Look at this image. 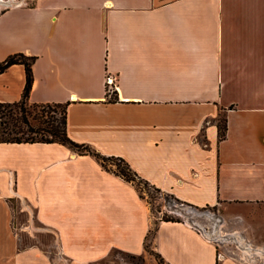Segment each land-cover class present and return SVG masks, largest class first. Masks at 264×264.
Instances as JSON below:
<instances>
[{"label": "crops", "instance_id": "1", "mask_svg": "<svg viewBox=\"0 0 264 264\" xmlns=\"http://www.w3.org/2000/svg\"><path fill=\"white\" fill-rule=\"evenodd\" d=\"M18 53L70 140L222 219L166 221L90 154L0 143V264H264V0H0V63ZM25 85L21 65L0 74V103Z\"/></svg>", "mask_w": 264, "mask_h": 264}, {"label": "trees", "instance_id": "2", "mask_svg": "<svg viewBox=\"0 0 264 264\" xmlns=\"http://www.w3.org/2000/svg\"><path fill=\"white\" fill-rule=\"evenodd\" d=\"M35 62V57H28L25 54L18 53L0 63V74L14 65H21L26 71V85L21 100L13 104L0 103V143L61 144L79 154L94 156L107 171L116 173L129 182H135L136 174L123 160L117 159L126 165L127 171L131 175L125 171H115L108 168L106 162L113 161L114 158L102 156L89 146L80 145L70 140L66 131L67 104L30 103L29 97L34 82L33 65ZM59 110L61 113L60 120L56 118ZM218 126L219 137L222 140L226 136V120L221 119ZM83 149L86 152L82 151ZM87 150H92L93 152H88ZM156 190L159 191L158 189ZM163 219L166 221H179L168 217H163Z\"/></svg>", "mask_w": 264, "mask_h": 264}, {"label": "rangeland", "instance_id": "3", "mask_svg": "<svg viewBox=\"0 0 264 264\" xmlns=\"http://www.w3.org/2000/svg\"><path fill=\"white\" fill-rule=\"evenodd\" d=\"M56 118L58 120L61 119L60 110L56 114ZM82 151L86 152L85 149ZM88 151V150H87ZM93 152L92 150H89ZM88 151V152H89ZM108 168L115 170V171H125L127 174L126 165L123 162L114 159L113 161L106 162ZM119 167V168H118ZM131 175V174H129ZM135 179V183L141 191V195L151 207L152 213L156 216L168 217L174 220H179L183 222L189 223L192 227L196 228L197 230L203 231L213 227V222L215 225L221 223V213L218 208L208 207V208H197L191 205H187L181 203L174 199L172 196L157 191L153 186L150 184ZM14 207V204H13ZM16 208V206H15ZM18 219L22 222V226H19V233L22 236V242L24 246H29L32 243V235L36 234L35 232L38 229H41L35 222V218L32 212L24 213L23 215H18ZM211 225V227L207 226ZM215 229H219V235H222V230L218 226H214ZM217 227V228H216ZM214 229V228H213ZM41 234H44L42 230L40 231ZM44 240H50L49 237L43 236ZM150 255L154 260L161 263L159 256L154 252L151 248V245H148ZM126 261L133 262L134 264H142L140 260L124 257Z\"/></svg>", "mask_w": 264, "mask_h": 264}, {"label": "built area", "instance_id": "4", "mask_svg": "<svg viewBox=\"0 0 264 264\" xmlns=\"http://www.w3.org/2000/svg\"><path fill=\"white\" fill-rule=\"evenodd\" d=\"M107 83H108L109 86L116 87V81H115L114 77H109L108 80H107Z\"/></svg>", "mask_w": 264, "mask_h": 264}]
</instances>
